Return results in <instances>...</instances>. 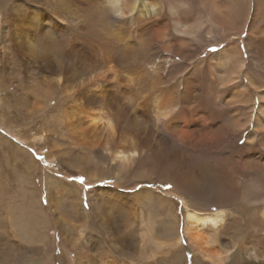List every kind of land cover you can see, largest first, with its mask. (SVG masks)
<instances>
[{"label":"bare ground","instance_id":"6f19581e","mask_svg":"<svg viewBox=\"0 0 264 264\" xmlns=\"http://www.w3.org/2000/svg\"><path fill=\"white\" fill-rule=\"evenodd\" d=\"M39 1H42V9L48 10L47 14L55 22L56 29L72 31V40L63 37L65 48L63 53L57 54L59 47L51 37L41 36L40 25L37 27L33 21L28 24L21 22L20 25H12L14 46L24 56V66L38 65V72L42 74L38 79L43 92L49 96L58 93L62 96L58 103L64 102L66 109L61 111L60 116L72 144L78 149L96 151L100 154L99 162L104 165L115 162V166L107 167V175L84 170L88 178L99 181L115 177L120 183L122 174L127 178L129 176L127 164L134 161L137 164L134 172L136 179L148 177L150 181L147 183L151 186L155 179L161 183L165 181L164 185L173 183L181 193L192 194L198 199L210 190L212 184L208 178L211 173L218 172L224 175L226 181L221 180L218 185L220 194L210 203L217 210L201 211L189 208L187 200L183 202L187 207L185 234L197 258L208 264L225 262L224 247L227 246L222 245L219 236L221 229L229 224V250L245 252L250 256L247 258L253 260L264 259V66L252 59L254 68L261 71H240L246 62L232 43L239 41L246 32L249 53L253 58L260 53L264 59V25H261L264 0H225L224 3L229 6L225 12L227 17L216 12L219 0H171L167 11L172 17V28L176 34L172 37L168 21L161 19L165 10L162 5L152 0H105L101 8L105 20L110 25L118 24L114 26L120 29L123 26H130L131 29L124 32L123 28L118 33L107 30L104 35L98 34L100 39L95 36L98 33L94 30L96 24L92 28L88 26L90 21L87 22L89 11L95 8L90 2L95 4L98 0ZM175 1L179 3L175 4ZM22 13L20 6L15 8L14 18L28 20ZM96 14L99 17V11ZM195 17V25H191L190 20ZM209 18L223 24V37L230 44L229 60L228 57L226 60L220 58L222 63H218L219 54L212 58L215 63L211 65V83L206 89L205 85L198 87L195 78L202 72L199 70L203 63L182 77L179 84H168L170 80H163L158 71L150 72L144 68L145 71H142L134 61V49L147 48L165 39L167 43L163 42L162 48L166 53L173 50L185 59L191 57V52L183 50L190 42L184 36L195 37ZM155 25L158 29L154 28ZM89 27L93 33L88 32ZM212 29V25L208 26V36L212 35ZM94 39L98 41L90 42ZM75 59L82 61L78 69ZM228 65L232 71L229 75H225L226 72L222 75L224 71L221 69ZM227 107L229 117L224 118L222 123L221 120L215 121L214 112L224 111ZM242 136L244 145L235 147ZM228 147V157L208 159L205 155L216 154ZM232 149L234 154H231ZM209 160L215 161L214 168ZM144 165L150 166V172H137ZM227 183L232 191L225 188ZM98 194L99 208L111 207L107 213L113 216L116 213L115 199L105 198L110 194L108 191L99 190ZM125 197L121 194L117 200L123 201ZM136 199L138 203L148 205L154 213L159 212L157 203L162 210L172 207L170 203L161 204L165 200L152 196L151 190L139 193ZM232 202L236 207L229 212L222 210L225 204ZM73 211L76 212L75 208ZM256 212H260L261 217L252 219L258 215L251 217ZM74 218L80 217L77 215ZM124 225L111 221L104 224L103 231L111 237V241L127 244L129 235L124 238L120 234ZM95 261L92 257L91 263Z\"/></svg>","mask_w":264,"mask_h":264},{"label":"rangeland","instance_id":"374dc122","mask_svg":"<svg viewBox=\"0 0 264 264\" xmlns=\"http://www.w3.org/2000/svg\"><path fill=\"white\" fill-rule=\"evenodd\" d=\"M224 1H217L216 12L221 15L223 13V17H227L228 14L225 12L229 10V6ZM152 2L165 8L164 17L162 16L161 19L168 21L171 37L176 35L172 28V17L167 11L171 0H152ZM175 2V4L179 3ZM190 3L192 4L193 1ZM194 3L197 5V1ZM103 4L105 5V0H98L95 4L90 2V5L100 9H91L93 13L89 11L87 19V22L90 21L88 26L92 27L96 24L94 30L98 33L95 36L100 39L99 35H104L107 30L118 33L123 28H125L124 32H128L130 26H123L120 29L119 26H114L118 24L110 25V22L105 20L101 11ZM19 6L28 20L14 18L15 8ZM47 12L46 8L42 9V1L40 3L39 0H0V264H208L197 258L195 249L185 234L187 207L183 202L187 200L189 208L213 212L216 208L210 203L220 194L218 185L220 186L221 180L226 181L224 175L218 172L211 173L208 179L212 184L210 187L212 191L209 190L207 195H201L198 199L192 194L181 193L173 183L168 182L164 185L165 181L161 183L155 179L151 186L147 183L150 181L148 177L143 180L136 179L134 172L137 164L134 161L127 164L129 176L127 178L122 174L120 183L115 177L99 181L88 178L84 170L107 175L109 169L107 167L115 166V162L111 161L110 165H104L99 162L100 154L96 151L78 149L72 144L64 120L60 116L61 111L66 109L63 106L64 102L58 103L62 96L59 93L49 96L43 92L38 79L42 75L38 72V65L24 66V56L17 52L14 46L12 25L28 24L33 21L37 27L38 25L42 27L43 38L48 36L54 43L56 42L60 49L57 54L63 53L64 38L72 40L70 34L72 31L56 29L55 22ZM94 15L97 18L94 19ZM195 19L196 17L190 20L191 25H195ZM211 25L212 35L208 36L206 30ZM261 25H264V20ZM90 27L88 32L93 33ZM154 28L158 29L156 25ZM223 36V24L215 23L214 19L209 18L206 25L196 32L195 37L184 36V39L190 42L183 50L191 52V57L185 59L178 51L173 50L166 53L162 47L163 42L167 43V39L157 41L147 48L134 49L132 57L141 69L158 71L163 80L169 79L168 84H179L182 77L192 71L196 65L201 66L203 63L199 70L202 72L196 74L195 78L198 81L197 86L205 85L204 89H206L211 83L210 71L211 65L215 63L214 56L219 54L216 59L218 63H222L220 58L226 60L228 57L229 60L230 43ZM246 39L245 32L239 41H232L246 62L244 69L241 68L240 71H261L254 68L252 59L262 63L263 66L264 59L260 53L253 58L246 47V41L249 39ZM96 41L98 39L90 42ZM44 42L41 41L42 44H46ZM210 43L215 45L209 46ZM112 46L113 44L110 47ZM59 60L63 61V58ZM75 60L74 64L78 69L82 61ZM221 71H224L222 75L225 72V75H229V71L232 70H229L228 65ZM227 108L221 112H214L215 121L221 120L222 123L224 118L229 117V107ZM237 142L239 143L235 147H242L244 136ZM228 149L229 147L216 154L205 155L208 159H213L214 156L217 159L228 157ZM104 154L109 155L107 152ZM201 154L204 156L203 153ZM231 154H234L233 149ZM209 162L214 168L215 161L209 160ZM149 167L144 165L137 168V172L149 173ZM114 174L117 175L115 169ZM81 180L84 182L81 183ZM225 188L232 191L229 183ZM99 190L110 192L108 196L105 194V198L115 199L116 213L113 216H108L107 213L111 207L99 208ZM145 190H151L152 196L162 197L165 202L161 204L170 203L171 209L167 207L162 210L157 203L159 212L154 213L148 205L138 203L137 195ZM119 193L126 196L123 201L117 200L119 199L117 197H121ZM117 203H120L118 207ZM58 205L62 206L61 210ZM64 205L68 207L67 210ZM234 206L236 207L234 202L227 203L222 210L229 212ZM77 215L79 219L74 218ZM251 217L258 219L261 213H253ZM111 221L126 225L122 230L124 234L123 232L120 234L124 238L129 235L127 244L111 241V237L104 233V224ZM219 238L222 245L227 246L224 247L226 259L223 264H264V259L253 260L247 258L250 256L245 252L239 253L237 249L229 250V224L221 229ZM92 257H95L94 263H91Z\"/></svg>","mask_w":264,"mask_h":264},{"label":"snow or ice","instance_id":"6c2138e0","mask_svg":"<svg viewBox=\"0 0 264 264\" xmlns=\"http://www.w3.org/2000/svg\"><path fill=\"white\" fill-rule=\"evenodd\" d=\"M84 181L83 180H81V183H83Z\"/></svg>","mask_w":264,"mask_h":264}]
</instances>
